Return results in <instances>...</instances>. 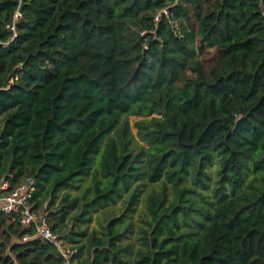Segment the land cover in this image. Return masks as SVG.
<instances>
[{
    "label": "trees",
    "instance_id": "trees-1",
    "mask_svg": "<svg viewBox=\"0 0 264 264\" xmlns=\"http://www.w3.org/2000/svg\"><path fill=\"white\" fill-rule=\"evenodd\" d=\"M0 39V192L78 264H264V0H0ZM33 232L0 210V264H67Z\"/></svg>",
    "mask_w": 264,
    "mask_h": 264
},
{
    "label": "built area",
    "instance_id": "built-area-1",
    "mask_svg": "<svg viewBox=\"0 0 264 264\" xmlns=\"http://www.w3.org/2000/svg\"><path fill=\"white\" fill-rule=\"evenodd\" d=\"M19 16L20 12L17 10L12 22L6 25L7 28L13 31V37L16 35L15 21ZM0 44H7V42L0 39ZM7 186V182H3L0 188L5 189ZM33 195L34 182L32 177L28 176L12 191L0 192V210L5 213H18V222L22 227H34V232L25 234L22 240L33 237L48 242L56 248L67 264H78L76 261L77 248L68 243L61 233L50 228L45 211L32 209L31 200Z\"/></svg>",
    "mask_w": 264,
    "mask_h": 264
},
{
    "label": "rangeland",
    "instance_id": "rangeland-1",
    "mask_svg": "<svg viewBox=\"0 0 264 264\" xmlns=\"http://www.w3.org/2000/svg\"><path fill=\"white\" fill-rule=\"evenodd\" d=\"M139 117L130 115L128 116V123L131 128V131L134 135H136V129L134 127V122L138 120ZM89 180V179H87ZM84 183V182H83ZM151 185L146 183L142 186L143 192L140 196V199L137 203L136 209L134 212L130 214V217L125 220V223L123 224V227L131 222V230L128 232V237L130 240H134L136 237L137 232L139 231V227L144 226V220L147 219L148 215L145 209V196L150 191ZM75 190H72L71 193H74ZM126 203L124 201V198L119 199L116 204H109L105 205L103 208L99 209L97 212H92V220L88 223H79L77 220H69L67 221V227L65 228V231L69 232L71 229H74V231H80V230H87V234H90L93 230L98 231L101 224H104L105 222L109 221L113 216L120 215L125 207ZM56 204L53 207H55ZM39 210L42 211H48L47 210V202H45ZM80 226V229L76 226ZM83 239V238H82ZM86 257V253L83 252L80 256V259H83Z\"/></svg>",
    "mask_w": 264,
    "mask_h": 264
},
{
    "label": "water",
    "instance_id": "water-1",
    "mask_svg": "<svg viewBox=\"0 0 264 264\" xmlns=\"http://www.w3.org/2000/svg\"><path fill=\"white\" fill-rule=\"evenodd\" d=\"M18 69H19V66L15 67L13 69V71L8 76V80H11L14 77V75L16 74V72L18 71Z\"/></svg>",
    "mask_w": 264,
    "mask_h": 264
}]
</instances>
